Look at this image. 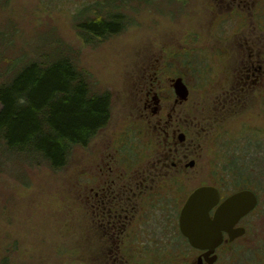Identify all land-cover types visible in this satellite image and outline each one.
<instances>
[{"label":"flooded vegetation","instance_id":"1","mask_svg":"<svg viewBox=\"0 0 264 264\" xmlns=\"http://www.w3.org/2000/svg\"><path fill=\"white\" fill-rule=\"evenodd\" d=\"M217 3L212 33L223 43L234 30L239 31L229 38L234 40L235 66L219 62L217 68L220 74V69L230 67L232 74L228 88L213 90L214 112L204 108L205 100L189 80L205 81L214 74L212 65H202L207 56L199 57L198 65H167L160 53L156 65H136L117 118L112 111L108 125L84 147L91 160L80 197L90 227L101 231L104 245L109 246L111 264H190V259L193 264H222L237 257L239 243L252 242L255 227L251 219L259 209L260 196L247 184L239 187L244 175L235 166L245 172L248 160L253 164L264 157L259 158L252 143L246 152L240 149L241 155H226L223 161L214 158L216 149L220 158V147H226L216 140L228 135L217 137L214 130L235 119L255 96L264 110V0L251 7L247 0ZM247 10H251L247 19L253 18L258 35L240 38L244 26L236 27L234 22L239 23L238 14L243 16ZM180 80L189 91L186 99L176 91ZM203 187L218 193L217 204L210 210L213 220L227 199L241 191H253L258 198L257 207L233 227L245 233L232 239L223 231V242L214 251L194 247L181 230L189 198Z\"/></svg>","mask_w":264,"mask_h":264},{"label":"rangeland","instance_id":"2","mask_svg":"<svg viewBox=\"0 0 264 264\" xmlns=\"http://www.w3.org/2000/svg\"><path fill=\"white\" fill-rule=\"evenodd\" d=\"M93 1L9 0L8 4H0V30L5 33L0 46L5 63L0 69V82L5 79L1 73L10 60L24 55L34 57L38 47L52 45L50 42L56 40L68 49L62 52L72 53L77 65L90 73L95 89L113 92L112 111L117 118L136 65H156L160 53H164L167 65H198L199 57L206 55L202 65H212L214 74L207 75L205 81L189 80L195 93L205 100L204 108L214 112L213 90L228 88L232 74L230 67L220 69V74L217 68L222 62L235 66L237 54L232 51L234 45L231 47L234 40L229 38L239 31L234 30L223 43L212 33V23L219 11L217 0H128L121 10L131 16L133 25L95 47L84 45L75 19L76 10L80 14ZM109 1L98 0L99 9L109 10L112 7L107 5ZM247 1L251 7L257 0ZM250 12L238 14L239 23L234 22L236 27L244 26L238 34L240 38L258 35L253 18L247 19ZM90 15L92 12H88ZM4 42L8 44L4 46ZM196 82L204 86L198 87ZM253 98L235 119L215 128L217 137L225 132L228 135L216 140L226 147H220V158L216 149L214 158L223 161L226 155H241L252 143L253 151L260 152L259 158L264 157V110L258 103L259 97ZM90 160L88 149L78 147L68 166L60 172L45 165L31 167L17 161L2 168L0 264L5 257L10 258L9 264H111L107 258L109 246L104 245L101 231L90 227L84 198L80 197ZM251 161H247L249 167L244 168L245 172H240V165L235 170L244 175L242 185L252 187L260 196L259 209L251 219L255 232L250 237L252 242L238 244L241 251L235 253L236 258L222 264H264V252L260 254L264 250V161L253 164ZM247 178L251 180L245 181ZM193 261L190 259V264Z\"/></svg>","mask_w":264,"mask_h":264},{"label":"trees","instance_id":"3","mask_svg":"<svg viewBox=\"0 0 264 264\" xmlns=\"http://www.w3.org/2000/svg\"><path fill=\"white\" fill-rule=\"evenodd\" d=\"M95 1L75 13L80 38L94 47L133 25L131 16L121 10L128 0H110L107 5L112 7L105 11ZM8 2L0 0L2 5ZM3 39L0 30V46ZM50 43L38 47L34 57H12L1 73L5 79L0 82V171L17 161L60 172L74 150L86 147L111 119L112 93L95 89L92 76L77 65L72 53L62 52L67 48L56 40ZM3 60L0 56V69ZM9 263L5 257L1 264Z\"/></svg>","mask_w":264,"mask_h":264},{"label":"water","instance_id":"4","mask_svg":"<svg viewBox=\"0 0 264 264\" xmlns=\"http://www.w3.org/2000/svg\"><path fill=\"white\" fill-rule=\"evenodd\" d=\"M175 87L179 97H188L189 91L181 80ZM217 199L216 189L203 187L189 198L183 210L181 230L196 248L214 251L223 242V231L229 232L232 239L242 236L245 230H233V227L258 205L253 191H241L227 199L213 220L210 210L217 204Z\"/></svg>","mask_w":264,"mask_h":264}]
</instances>
